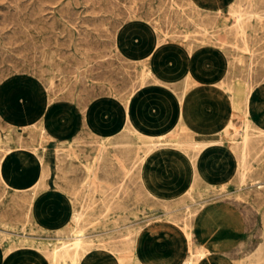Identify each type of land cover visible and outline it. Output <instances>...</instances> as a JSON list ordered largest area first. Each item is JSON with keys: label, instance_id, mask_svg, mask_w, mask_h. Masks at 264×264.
<instances>
[{"label": "rangeland", "instance_id": "rangeland-1", "mask_svg": "<svg viewBox=\"0 0 264 264\" xmlns=\"http://www.w3.org/2000/svg\"><path fill=\"white\" fill-rule=\"evenodd\" d=\"M228 1L0 0V250L10 255L7 264H49L50 248L70 239L75 228L85 234L87 250L110 252L118 263L122 254L124 264H139L138 238L149 239L148 233L160 227L170 231L157 235L163 245L169 241L180 247L185 230L190 231L192 244L207 248L199 264H264V0H232L236 15ZM128 24L153 31L161 48L153 50L154 67L133 59L129 46L117 42ZM166 60L189 64L192 80L169 83L175 92L207 85L227 112L220 126L232 115L233 129L217 130L224 153L234 160L243 135L252 138L243 176L234 170L227 184L215 187L191 182L183 172L173 175L160 162L147 169L146 144L128 124L86 123V105L99 96L127 101L141 80L140 89L157 82L155 67ZM46 123L59 134L55 149L44 150L50 137ZM178 131L176 127L174 138ZM169 143L167 149L183 150L173 138ZM15 147L42 158L43 172L25 188L5 178L16 167L9 155ZM149 173L162 186L171 181V189H151Z\"/></svg>", "mask_w": 264, "mask_h": 264}, {"label": "crops", "instance_id": "crops-1", "mask_svg": "<svg viewBox=\"0 0 264 264\" xmlns=\"http://www.w3.org/2000/svg\"><path fill=\"white\" fill-rule=\"evenodd\" d=\"M162 65L164 67L163 70L157 69L159 73L156 79L157 82H154L153 86H148L146 89H139L132 93L127 101L124 102L115 97L99 96L96 98V101H93L90 105H86L87 107L84 109L83 114L86 123H100L108 126L128 124L131 127L129 122V119H131L135 126L141 129L145 128L146 130L154 131L156 129L154 126L156 124L165 126L168 122L173 123L177 120L179 100L182 93H184L187 98L188 107L193 112L192 119L195 120V125L200 134L196 139H206L209 134L216 133L219 127H221L220 124L223 118L222 113H225L222 111L223 102L220 100V96L216 94L213 88L207 85L190 86L187 87L188 90H182L179 93L175 92L169 86V83H173L180 79L186 81L185 75L187 73L190 74L189 64L187 61L179 63L173 60H166ZM143 112L146 116H149V122L146 123L147 125L143 124L140 118ZM126 117H128V119ZM171 123L169 125H171ZM45 126L50 137L44 142V150L55 149L59 134L57 131L53 130L52 123H46ZM16 148L18 147L13 148L12 152L9 154L15 162L16 167L9 176L6 174L5 178L9 180L10 184L18 188H25L29 186L30 182H32L36 176L41 174L39 171L42 172V167H40L41 163H30L26 167V170L23 171L13 154V150ZM25 152L29 155L30 160L32 152ZM233 161L230 155L224 153L221 149L217 150L215 152L214 162L210 165L214 177L217 179L225 166L228 165V163L232 164ZM159 162L163 170L169 169L174 173L173 175L183 172L182 174L185 175L184 177H187L186 179L190 181L191 166L187 162L185 156L173 150H165L161 156L149 159L147 169L152 170ZM148 176L146 180L153 183L151 189H155L156 185L165 191L171 189V185L173 184L171 181H169L167 186H162L158 182L155 183L156 179L153 173H149ZM200 180L206 183L205 180ZM27 181H29L28 184ZM168 229L165 227L154 228L148 233V235H150L149 239L141 236L138 238L136 249L137 260L140 264H182L184 262L189 251L187 236H185L186 242L180 247L178 243H169L168 241L163 245L156 241L157 235L160 233L168 234L170 232ZM9 256V254L2 253L0 250V264H7ZM78 264L119 263L116 256L110 252L101 249H89L79 259Z\"/></svg>", "mask_w": 264, "mask_h": 264}, {"label": "bare ground", "instance_id": "bare-ground-1", "mask_svg": "<svg viewBox=\"0 0 264 264\" xmlns=\"http://www.w3.org/2000/svg\"><path fill=\"white\" fill-rule=\"evenodd\" d=\"M191 1V0H190ZM244 1V0H243ZM247 1V0H246ZM251 1V0H250ZM130 3V2H129ZM214 3V2H213ZM249 4V1H248ZM162 5V4H161ZM191 6V4H189ZM231 5H232V0L228 1V6H229V10L231 12H234V9H231ZM235 5V4H234ZM245 5V4H244ZM250 5V4H249ZM262 5V4H261ZM128 6V5H127ZM248 6V5H247ZM264 7V5H262ZM130 7V6H129ZM170 7V6H169ZM237 7V6H236ZM246 7V6H244ZM250 7V6H249ZM258 7V6H257ZM177 8V7H176ZM241 8V7H240ZM134 9V8H133ZM217 12H220L221 9L218 7H216ZM243 9V8H242ZM241 9V10H242ZM139 10V9H138ZM254 10V9H253ZM17 11V10H16ZM22 11V10H21ZM247 11V10H246ZM245 11V12H246ZM33 12V11H32ZM135 12V11H134ZM240 12V11H239ZM244 12V13H245ZM36 13V12H35ZM133 13V12H132ZM20 14V13H19ZM131 14V13H130ZM218 14V13H217ZM220 14V13H219ZM236 15V12L233 13V15ZM240 14V13H238ZM243 14V13H242ZM246 14V13H245ZM244 14V15H245ZM263 14V13H262ZM261 14V15H262ZM24 15V14H23ZM31 15V14H30ZM249 15V14H248ZM33 16V15H32ZM213 16V15H212ZM240 16V15H239ZM13 17V16H12ZM249 17V16H248ZM246 17V18H248ZM258 17V16H257ZM244 18V17H243ZM261 18V17H260ZM9 18H7L8 20ZM149 19V18H148ZM212 19H216V18H212ZM239 19V18H238ZM237 19V20H238ZM251 19V18H250ZM236 20V21H237ZM240 20V19H239ZM243 20V19H242ZM259 20V19H258ZM170 21V20H169ZM205 21V20H203ZM241 21V20H240ZM254 21V20H253ZM261 21V20H260ZM20 22V21H19ZM28 22V21H27ZM210 22V21H208ZM239 22V21H238ZM237 22V23H238ZM243 22V21H242ZM241 22V24H242ZM26 23V22H25ZM24 23V24H25ZM153 23V22H152ZM170 23V22H169ZM232 23V22H231ZM246 23V22H245ZM255 23V22H254ZM258 23V22H257ZM14 24V23H13ZM33 24V23H32ZM31 24V25H32ZM21 25V24H20ZM58 25V24H57ZM62 25V24H61ZM155 25V23H154ZM237 25V24H236ZM240 25V24H239ZM232 26V25H231ZM234 26V25H233ZM243 26V25H242ZM246 26V25H245ZM22 27V26H21ZM20 27V28H21ZM236 27V26H235ZM238 27V26H237ZM240 27V26H239ZM238 27V28H239ZM232 28V27H231ZM229 28V30L231 29ZM248 28V26H247ZM14 29V28H13ZM34 29V28H33ZM225 29V27H224ZM21 30V29H20ZM233 30V29H231ZM230 30V31H231ZM243 30V29H242ZM246 30V29H245ZM1 31V30H0ZM46 31V30H45ZM171 31V30H169ZM217 31V30H216ZM15 32V30H14ZM21 32V31H20ZM24 32V31H23ZM49 31H47L48 33ZM229 32V31H228ZM238 32V30H237ZM244 32V31H243ZM22 33V32H21ZM36 33V32H35ZM212 33V32H211ZM236 33V32H235ZM241 33V32H240ZM12 34V33H11ZM19 34V33H18ZM14 35V34H12ZM24 35V34H23ZM224 35V34H223ZM232 35V34H231ZM235 35V34H233ZM158 36V35H157ZM210 36V35H209ZM228 36V35H227ZM249 36V35H248ZM19 37V36H18ZM42 37V36H41ZM243 37V36H242ZM247 37V36H246ZM238 38V37H237ZM236 38V39H237ZM260 38V37H259ZM222 39V38H221ZM220 39V40H221ZM225 39V38H224ZM245 39V38H244ZM208 40V39H207ZM218 40V39H217ZM245 41V40H244ZM255 41V40H254ZM253 41V42H254ZM32 42V40L30 41ZM117 42L126 44L127 46H129L130 51L132 53V55H134L133 59H135L138 62H142L144 64H148L150 66V68L154 67L153 66V59L151 58L152 53H153V49H161L160 48V44L158 43V41L154 38V34L153 31H150L148 29H142L140 27H137L136 25L133 24H128V26H123L121 28V30L118 32V36H117ZM202 42V41H201ZM27 43V42H26ZM29 43V42H28ZM46 43V42H45ZM50 43V42H49ZM224 43V42H223ZM235 43V42H234ZM252 43V42H251ZM38 44V43H37ZM199 44V43H198ZM216 44V43H215ZM246 44V43H245ZM35 45V44H34ZM39 45V44H38ZM220 45V44H219ZM222 45V44H221ZM227 45V43H226ZM30 46V44H29ZM45 46V45H42ZM49 46V45H48ZM197 46V45H196ZM247 46V44H246ZM37 47V46H36ZM194 47V46H193ZM224 47V46H223ZM242 47V46H241ZM196 48V47H195ZM259 48V47H258ZM39 49V48H38ZM89 49V48H88ZM194 49V48H193ZM40 50V49H39ZM154 50V51H155ZM232 50V49H231ZM243 50V49H242ZM248 50V49H247ZM230 51V50H229ZM240 51V50H239ZM190 52V51H189ZM228 52V51H227ZM248 52V51H246ZM39 54V53H38ZM46 54V53H45ZM251 54V53H250ZM231 55V54H230ZM236 55V54H235ZM41 58V57H40ZM56 58V57H55ZM244 58V57H243ZM44 59V58H43ZM46 59V58H45ZM41 60V59H40ZM45 61V60H44ZM61 61V60H60ZM251 61V60H250ZM134 62V61H133ZM237 62V61H235ZM249 62V61H248ZM255 62V61H253ZM264 62V61H263ZM231 63V62H230ZM29 64V63H28ZM32 64V63H31ZM37 64V63H36ZM30 65V64H29ZM260 65V63H259ZM235 66V65H234ZM237 66V65H236ZM250 66V64H249ZM263 66V65H262ZM36 67V66H35ZM238 67V66H237ZM240 67V66H239ZM41 68V67H40ZM163 65L160 64L157 67H155V69H162L163 70ZM264 68V67H263ZM235 69V68H234ZM241 69V68H240ZM253 69V68H252ZM255 69V68H254ZM46 70V69H45ZM228 70V69H227ZM239 70V69H238ZM232 72V71H231ZM259 72V71H258ZM2 73V72H1ZM238 73V72H237ZM240 73V71H239ZM263 72H261L260 74H262ZM136 74V73H135ZM259 74V76H260ZM249 75V74H248ZM85 76V75H84ZM136 76V75H135ZM141 76V75H140ZM245 76V75H244ZM190 74L187 73L185 75V79H186V83H188L189 81L192 80V78H190ZM225 77V76H224ZM229 77V76H228ZM258 77V74H257ZM91 78V77H90ZM232 78V77H231ZM245 78V77H244ZM247 78V77H246ZM252 78V77H251ZM255 78V77H254ZM153 79V78H152ZM236 79V78H235ZM242 79V78H241ZM249 79V78H248ZM258 79V78H257ZM149 80H151L149 78ZM154 80V79H153ZM229 80V78H228ZM262 80V79H261ZM137 81V80H135ZM185 82V80H183ZM182 81V82H183ZM249 81V80H248ZM183 82V83H184ZM247 82V81H246ZM134 83V82H133ZM137 83V82H136ZM144 80H141V82L138 85V89L143 88L144 86ZM174 83V82H173ZM182 83V84H183ZM231 83V82H229ZM32 86V85H31ZM132 86V85H131ZM136 86V85H135ZM134 86V88H135ZM251 86V85H250ZM177 87V86H176ZM230 87V86H229ZM126 88V87H125ZM179 88V87H178ZM251 88V87H250ZM54 90V89H53ZM175 90V89H174ZM55 91V90H54ZM182 91V90H181ZM182 93V92H181ZM29 94V93H28ZM27 94V95H28ZM125 94V93H124ZM231 95V94H230ZM125 97V96H124ZM126 98V97H125ZM230 99V98H229ZM232 99V98H231ZM231 103V102H230ZM126 107V106H125ZM127 108V107H126ZM224 112H226L225 110H223ZM178 118L175 122L171 123L168 122L167 125L165 126H161L160 124H156L154 127L156 128L154 131H150V130H146L145 128H140L137 127L133 124V121L131 119H129L130 121V125H131V130L134 131L135 135L141 139V141L143 143L146 144V155H149V159H153L156 156H161L165 150L167 149V146L170 144L169 143V139L173 138L176 142V144L178 146H180V149L182 151H179L178 153L185 156L187 159V162L190 164L191 166V173H190V180L191 182H194L195 180H200L203 179L206 181L207 185H211V186H224L225 184H227L230 181V176L231 173L234 170H238L239 174L241 176H243V172L245 168L244 167V157H245V153H246V149L248 147V134L247 133H243V137L241 140V143L239 145L240 146V150H239V154L238 156H236L234 158V161L232 164L228 163V165L225 166V168L222 170V173L217 177H214V175L211 172V167L210 165H212V163L214 162V156H215V152L217 150H220L222 148V145L220 144V136L218 131H216V133L213 134H209L207 136L206 139H199L197 140L196 138L200 135L197 129V126L195 125V120L192 119L193 116V112L191 111V109H189L188 107V103H187V98L186 95L184 93H182V96L179 100V108H178ZM227 113V112H226ZM231 114H228L226 121L221 125V129L222 131H227L229 128L233 129V122L230 120L231 118ZM234 117V116H233ZM128 119V117H126ZM142 123L146 124L147 122H149V116H146V114L143 112V115L140 116ZM234 119V118H233ZM235 121V120H234ZM247 121V120H246ZM126 122V121H125ZM242 122V120H241ZM171 123V125H169ZM26 125V124H25ZM126 125V124H125ZM147 125V124H146ZM169 125V126H168ZM245 125V124H244ZM33 126V125H32ZM178 128V135L177 137L174 138V136L172 135L175 131V128ZM238 127V126H237ZM235 129V128H234ZM241 129V128H240ZM245 129V128H244ZM238 130V129H237ZM251 130V129H250ZM5 131V130H4ZM6 132V131H5ZM45 132V131H44ZM41 133V132H40ZM201 133V132H200ZM122 134V133H121ZM125 134V133H124ZM123 134V135H124ZM44 135V133H43ZM126 135V134H125ZM237 135V134H236ZM260 135V134H259ZM263 135V134H262ZM128 136V135H127ZM33 137V136H32ZM262 137V136H261ZM23 138V137H22ZM30 138V137H29ZM92 138V137H91ZM89 138V139H91ZM98 138V137H96ZM95 138V139H96ZM101 139V138H100ZM122 139V138H121ZM252 138L250 137L249 140H251ZM254 139V138H253ZM257 139V137H256ZM33 140V139H32ZM124 141L125 138H123ZM122 140V142H123ZM137 140V139H136ZM91 141V140H90ZM252 141V140H251ZM86 142V141H85ZM25 144V143H24ZM121 145V144H119ZM173 145V144H172ZM4 146V145H3ZM33 146V145H32ZM94 146V145H93ZM171 146V145H170ZM175 146V145H174ZM134 147V146H132ZM54 148V147H53ZM102 148V147H101ZM121 148V147H119ZM125 148V147H124ZM123 148V149H124ZM178 148V147H177ZM236 148V147H235ZM74 149V148H73ZM106 149V148H104ZM113 149V148H112ZM127 149V148H126ZM179 149V150H180ZM103 150V149H101ZM134 150V149H133ZM117 151V150H116ZM122 151V150H120ZM124 151V150H123ZM129 151V150H128ZM134 152V151H133ZM238 152V151H237ZM108 153V152H107ZM123 153V152H122ZM13 154L16 157V160L20 166V168H22V170H26V167L32 163H41L42 162V158L40 155L36 154V153H32V157L29 160V155L19 149L16 148L13 150ZM132 154V153H131ZM102 155V154H101ZM112 155V154H111ZM236 155V154H235ZM255 155V154H254ZM99 156V153H98ZM97 156V157H98ZM122 155L120 154V157ZM126 156V155H125ZM124 156V157H125ZM131 156V155H130ZM134 156V155H133ZM101 157V156H100ZM104 157V155H103ZM108 157V156H107ZM127 157V156H126ZM138 158V156H137ZM96 159V158H95ZM102 159V158H101ZM111 159V158H110ZM123 159V158H122ZM131 159V158H130ZM142 159V158H141ZM145 159V158H144ZM97 160V159H96ZM103 160V159H102ZM107 160V159H106ZM129 160V159H128ZM127 160V161H128ZM98 161V160H97ZM104 161V160H103ZM102 161V162H103ZM140 161V160H139ZM143 161V160H142ZM94 162V161H93ZM115 162V161H114ZM130 162V161H129ZM104 163V162H103ZM106 164V162H105ZM134 164V163H133ZM132 164V165H133ZM141 164V163H140ZM83 165V164H82ZM108 165V164H106ZM105 165V166H106ZM124 165V164H123ZM138 165V164H136ZM111 166V165H110ZM109 166V167H110ZM125 166V165H124ZM129 166V165H128ZM127 166V167H128ZM140 166V165H138ZM100 167V166H99ZM104 167V166H103ZM102 167V168H103ZM115 167V166H114ZM118 167V166H117ZM111 168V167H110ZM138 167H136L137 169ZM141 168V166H140ZM105 169V168H104ZM108 169V168H107ZM115 169V168H113ZM117 169V168H116ZM132 170V169H131ZM110 171V170H109ZM118 171V170H117ZM126 171V170H125ZM130 171V170H129ZM138 171V170H137ZM136 171V172H137ZM43 172V171H42ZM39 171V173H42ZM101 172V171H100ZM121 172V171H120ZM119 172V173H120ZM140 172V171H138ZM236 172V171H235ZM259 172V171H258ZM262 172V171H261ZM92 173V172H91ZM117 173V174H119ZM127 173V172H126ZM132 173V171H131ZM254 173V172H253ZM83 174V173H82ZM123 174V173H122ZM250 174V173H249ZM40 175V174H39ZM87 175V174H86ZM120 175V174H119ZM118 175V176H119ZM128 175V174H127ZM140 175V174H139ZM246 175V174H245ZM110 176V175H109ZM137 176V175H136ZM135 176V178H136ZM249 176V175H248ZM259 176V175H258ZM105 177V176H104ZM115 177H117L115 175ZM114 177V178H115ZM235 177V176H234ZM253 178V176H251ZM250 177V178H251ZM257 177V176H256ZM87 178V177H86ZM107 178V177H106ZM125 178V177H124ZM243 178V177H242ZM245 178V176H244ZM243 178V180H244ZM249 178V179H250ZM78 179V178H77ZM82 179V178H81ZM233 179V178H232ZM247 179V178H245ZM255 179V178H254ZM110 180V179H109ZM119 180V179H118ZM122 180V179H121ZM133 180V178H132ZM139 180V179H138ZM237 180V179H236ZM99 181V180H98ZM112 181V180H111ZM114 181V180H113ZM130 181V180H129ZM142 181V180H141ZM235 181V180H234ZM240 181V180H239ZM96 182V181H95ZM133 182H135L133 180ZM200 182V181H199ZM251 182V181H250ZM126 183V182H125ZM140 183V182H139ZM232 183V182H231ZM103 184V183H102ZM128 184V183H127ZM132 184V183H131ZM200 184V183H199ZM85 185V184H84ZM105 185V184H104ZM141 185V184H139ZM193 185V184H191ZM203 185V184H202ZM2 186V185H1ZM111 186V185H110ZM117 186V185H116ZM87 187V186H86ZM113 187V186H112ZM126 187V186H125ZM132 187V186H131ZM117 188V187H116ZM119 188V187H118ZM141 188V187H140ZM237 188V187H236ZM73 189V188H72ZM76 189V188H75ZM94 189V188H93ZM248 189V188H247ZM255 189V188H254ZM86 190V189H85ZM89 190V189H88ZM102 190V189H101ZM129 190V189H128ZM144 190V189H143ZM94 191V190H93ZM105 191V190H104ZM119 191V190H118ZM147 191V190H146ZM258 191V190H257ZM99 192V191H98ZM109 192V190H108ZM129 192V191H128ZM136 192V191H135ZM193 192V191H191ZM203 193V192H202ZM108 194V193H107ZM111 194V193H109ZM136 194V193H135ZM207 194V193H206ZM205 194V195H206ZM252 194V193H251ZM84 195V193H83ZM127 195V193H126ZM131 195V193H130ZM198 195V194H197ZM211 195V194H210ZM98 196V195H97ZM124 196V194H123ZM137 196V195H136ZM148 196V195H147ZM152 196V195H150ZM260 196V195H259ZM15 197V196H14ZM85 197V196H84ZM83 197V198H84ZM87 197V196H86ZM104 197V196H103ZM116 197V195H115ZM191 197V196H190ZM197 197V196H196ZM257 197V196H256ZM81 198V197H80ZM132 198V197H131ZM135 198V197H134ZM145 198V197H144ZM151 198V197H150ZM155 198V197H154ZM13 199V198H12ZM31 199V198H30ZM76 199V198H75ZM88 199V197H87ZM93 199V198H92ZM123 199V198H122ZM129 199V197H128ZM133 199V198H132ZM148 199V198H147ZM175 199V198H174ZM193 199V198H192ZM200 199V198H199ZM258 199V198H257ZM110 200V199H108ZM113 200V199H112ZM119 200V199H118ZM125 200V199H124ZM130 200V199H129ZM176 200V199H175ZM185 200V199H184ZM254 200V199H253ZM262 200V199H261ZM86 201V200H85ZM102 201V200H101ZM117 201V200H116ZM122 201V200H120ZM149 201V200H148ZM165 201V200H164ZM169 201V200H168ZM181 201V200H180ZM179 201V202H180ZM200 201V200H199ZM17 202V201H16ZM95 202V201H94ZM134 202V201H133ZM158 202V201H157ZM178 202V203H179ZM113 203V202H112ZM115 203V202H114ZM125 203V202H124ZM122 203V204H124ZM137 203V202H136ZM144 203V202H143ZM142 203V204H143ZM155 203V202H154ZM177 203V202H176ZM202 203V202H201ZM87 204V203H86ZM104 204V203H103ZM141 204V203H140ZM148 204V203H147ZM160 204V203H159ZM168 204V203H167ZM172 204V203H171ZM181 204V203H180ZM179 204V205H180ZM183 204V202H182ZM191 204V203H190ZM105 205V204H104ZM110 205V204H109ZM109 205H107V207L109 208ZM194 205V204H193ZM197 205V204H196ZM106 206V205H105ZM122 205H120V208ZM128 206V205H127ZM168 206V205H167ZM181 206V205H180ZM195 206V205H194ZM113 207V206H111ZM137 207V206H136ZM142 207V206H141ZM156 207H158L156 205ZM134 208V206H133ZM162 208V207H161ZM166 208V207H165ZM110 209V208H109ZM112 209V208H111ZM110 209V210H111ZM114 209V208H113ZM112 209V210H113ZM118 208H116L117 210ZM130 209V208H129ZM86 210V209H85ZM125 210V209H124ZM128 210V209H126ZM133 210V209H132ZM139 210V209H138ZM143 210V209H142ZM160 210V209H159ZM94 211V210H93ZM107 211V210H106ZM109 211V210H108ZM129 211V210H128ZM177 211V210H176ZM146 212V211H145ZM163 212V211H162ZM165 212V210H164ZM182 212V211H181ZM186 212V211H185ZM188 212V211H187ZM196 212V210H195ZM74 213V212H73ZM80 213V212H79ZM106 213V212H105ZM123 213V212H122ZM144 213V211H143ZM147 213V212H146ZM10 214V213H9ZM92 214V213H91ZM90 214V215H91ZM98 214V213H97ZM132 214V213H130ZM81 215V214H80ZM79 215V216H80ZM100 215V214H98ZM104 215V214H103ZM128 215V214H127ZM134 215V214H133ZM132 215V216H133ZM139 215V214H138ZM180 216H182L181 214H179ZM188 215V214H187ZM97 216V215H95ZM174 216V215H173ZM74 218H76V214H73ZM189 217V216H188ZM91 218V217H90ZM88 218V219H90ZM135 218V217H134ZM179 218V217H178ZM87 219V218H86ZM186 219V218H185ZM264 219V218H263ZM97 220V219H96ZM103 220V219H102ZM181 220V219H180ZM183 220V219H182ZM83 221V220H82ZM94 221V220H93ZM105 221V220H104ZM122 221V220H121ZM120 222V221H119ZM118 222V223H119ZM76 223V222H75ZM82 223V222H81ZM99 223V222H98ZM123 223V222H122ZM189 223V222H187ZM113 224V223H112ZM117 224V223H116ZM75 225V224H74ZM83 225V224H82ZM87 225V224H86ZM111 225V224H110ZM184 225V224H183ZM186 225V224H185ZM78 226V225H76ZM130 226V225H129ZM81 228V227H80ZM96 228V227H95ZM140 228V227H139ZM139 230V229H138ZM60 232V231H59ZM111 232V231H110ZM126 232V230H125ZM133 232V231H132ZM263 232V231H262ZM96 233V232H95ZM119 233V232H118ZM121 233V232H120ZM186 236L188 238V254L186 255V258L184 260V262L182 264H199L200 261L203 259V257L206 254V249L207 248H199L197 246H194L191 242V232L188 230H185ZM64 234V233H63ZM71 237L70 239L67 240H59L58 243H55L51 248H50V260H49V264H78L79 259L84 255L85 252H87V249L89 248V244L88 241L86 239L85 234H83L82 230L79 228H75L71 230ZM106 235V234H105ZM120 235V234H119ZM128 235V234H127ZM130 235V233H129ZM132 235V234H131ZM134 236V235H133ZM66 237V236H65ZM109 237V236H108ZM115 238V237H114ZM57 239V238H56ZM108 239V238H107ZM127 239V238H125ZM132 239V238H130ZM95 240V239H94ZM129 240V239H128ZM261 240V239H260ZM121 241V240H120ZM118 242V241H117ZM130 243V241H128ZM133 242V241H131ZM127 243V242H126ZM258 243V242H257ZM264 243V240L263 242ZM42 245V244H41ZM99 245V244H97ZM102 245V244H101ZM127 245V244H125ZM129 245V244H128ZM262 246V244H259ZM27 246V245H26ZM30 246V245H29ZM36 246V245H35ZM103 246V245H102ZM255 246V245H254ZM133 247V246H132ZM121 248V247H120ZM123 248V247H122ZM126 248V247H125ZM258 248V247H257ZM260 248V247H259ZM262 248V247H261ZM260 248V249H261ZM124 249V248H123ZM259 249V250H260ZM129 250V248H128ZM133 250V249H131ZM264 250V249H263ZM262 250V251H263ZM44 251V250H43ZM134 251V250H133ZM261 251V250H260ZM45 252V251H44ZM47 252V251H46ZM45 252V253H46ZM256 252H259L258 250ZM264 252V251H263ZM262 252V253H263ZM124 253V251H123ZM48 254V255H49ZM246 254V253H245ZM256 254V253H255ZM259 254V253H258ZM261 254V253H260ZM118 255V254H117ZM122 255V254H121ZM118 256L119 259V264H124L123 262V257L122 256ZM127 255V254H126ZM232 255V254H230ZM243 255V254H242ZM44 256V255H43ZM132 256V255H131ZM244 256V255H243ZM252 256V255H251ZM258 256V255H257ZM261 256V255H259ZM237 258V257H236ZM264 258V257H263ZM248 260L249 257L247 258ZM258 259V257H257ZM247 260V261H248ZM255 260V259H254ZM264 260V259H263ZM126 261V260H125ZM256 261V260H255ZM259 260H257L256 262L258 263ZM262 261V260H261ZM127 262V261H126ZM125 262V263H126ZM131 262V260H130ZM243 262V261H242ZM246 262V261H245ZM254 262V261H253ZM130 264V263H129ZM140 264V263H139ZM255 264V263H254Z\"/></svg>", "mask_w": 264, "mask_h": 264}]
</instances>
